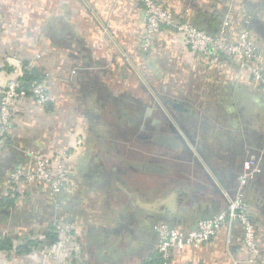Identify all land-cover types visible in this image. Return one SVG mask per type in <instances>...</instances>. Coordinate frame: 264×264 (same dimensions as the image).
Here are the masks:
<instances>
[{
	"label": "crops",
	"instance_id": "obj_1",
	"mask_svg": "<svg viewBox=\"0 0 264 264\" xmlns=\"http://www.w3.org/2000/svg\"><path fill=\"white\" fill-rule=\"evenodd\" d=\"M162 1L176 22L210 34L225 29L230 40L246 32L264 56V0ZM143 33L135 0H0V61L34 60L51 101L23 100L0 145V264H261L248 262L238 222L201 246L174 250L166 263L154 230H186L224 210L250 161L258 171L244 199L264 261V85L222 57L200 60L173 32L143 56ZM146 71L158 88L134 85ZM137 107L165 132L147 145L152 152L133 153L131 134L117 131L127 126L117 111ZM101 119L108 128H96ZM71 148L58 196L33 184L7 202L6 177L32 168L30 150ZM58 219L75 225L74 253L57 232L49 238Z\"/></svg>",
	"mask_w": 264,
	"mask_h": 264
},
{
	"label": "built area",
	"instance_id": "obj_2",
	"mask_svg": "<svg viewBox=\"0 0 264 264\" xmlns=\"http://www.w3.org/2000/svg\"><path fill=\"white\" fill-rule=\"evenodd\" d=\"M135 1L142 7L144 22V35L140 43L142 50L151 48L158 36L170 31L180 35L185 48L200 60L206 61L209 58L217 60L219 57H225L247 71L255 82L264 85V56L255 40L250 38L246 32L230 40L225 29H221L216 34H210L189 22H176L162 0ZM38 56L39 54L35 55L36 58ZM6 63L11 68L10 72L0 65V145L5 142L6 135L12 128L16 109L23 100L30 98L39 105L50 100L49 89L45 81L34 82L29 90H25L20 85L24 74L21 61L7 58ZM34 65V60L27 64L28 67ZM80 144L81 140H77L76 145ZM73 150L74 148H71L51 154H45L38 149L30 150L28 155L32 161V168L16 167L6 177L9 196H14L22 187L33 184L43 185L53 195L58 193L67 181V163L73 158ZM254 163L250 161L251 166H247V169L239 175L233 197L221 212L197 220L193 227L186 230L164 223L155 224L157 249L163 263H166L174 250L181 251L187 247L201 246L214 238L222 227L238 222L242 228V245L248 254V262L264 264L260 258L255 225L244 199V187L258 171ZM75 230V225L71 221L59 222L55 227L62 242L71 247V253L77 251L74 239ZM64 250L67 251V248ZM44 256L53 260L57 258V255L50 252H46Z\"/></svg>",
	"mask_w": 264,
	"mask_h": 264
},
{
	"label": "flooded vegetation",
	"instance_id": "obj_3",
	"mask_svg": "<svg viewBox=\"0 0 264 264\" xmlns=\"http://www.w3.org/2000/svg\"><path fill=\"white\" fill-rule=\"evenodd\" d=\"M135 109H137L136 110V113L138 114L137 118L136 117L131 118L130 123L127 124V128H130L129 133L132 136L131 141H129L127 143V145H128L127 148H129L133 153H136L137 151H139L141 149H145V148L150 149L152 152V149L155 148V150H156L157 147H154L152 144L149 146H147V145L149 144V142L150 143L154 142L153 140L157 141V139H156L157 137H159V138L163 137L165 135V134H163L164 130L161 128L159 129L156 126L150 127L152 125L148 121V117L145 113L146 112L145 109L137 107V108H134L132 110H135ZM139 109H141V110H139ZM157 110H156V112H157ZM169 131L170 130H168V134L170 135L171 138H173V130L171 129V131L170 132ZM137 138H139V139L142 138V144L141 145L137 144ZM120 155L123 157H126V152L125 153L122 152ZM233 193H234V191H233Z\"/></svg>",
	"mask_w": 264,
	"mask_h": 264
},
{
	"label": "trees",
	"instance_id": "obj_4",
	"mask_svg": "<svg viewBox=\"0 0 264 264\" xmlns=\"http://www.w3.org/2000/svg\"><path fill=\"white\" fill-rule=\"evenodd\" d=\"M166 6V4H165ZM167 7V6H166ZM170 32V31H168ZM167 33V32H166ZM143 35L144 33L142 34V38L141 40L143 39ZM162 36V35H161ZM160 38V36H158L155 41H154V44L151 46V48H149L148 50H142L141 47L140 48V52L143 56H151V54L153 53L154 51V46H155V43L156 41ZM141 43V41H140ZM7 51V50H6ZM8 54H5V58ZM222 59H226V60H229L225 57H222ZM213 60L212 58H209L207 59L206 61H211ZM231 61V60H229ZM28 60H22L21 63L23 65V68H24V74L21 78V88L25 89V90H29L31 85L34 83V82H39V81H45L46 82V85H47V81H46V76H45V73L42 71V69L36 64L34 65L33 67H28L27 64H28ZM233 62V61H232ZM234 63V62H233ZM0 65H2L6 70H8V72L11 71V68L10 66L6 63V60H1L0 61ZM251 77V76H250ZM252 79V78H251ZM253 80V79H252ZM258 83V82H257ZM260 84V83H259ZM262 85V84H261ZM48 87V85H47ZM51 103L50 100H48L45 104L46 106ZM7 139H8V135H6V142H7ZM50 193V192H49ZM59 193V192H58ZM58 193L55 194V196L57 195L58 196ZM51 195H53L52 193H50ZM7 202H10L12 201L14 198L10 197L9 195H7ZM63 221H66V220H56V222L53 223V226H52V231L49 235V238H51L52 240H56V231H55V227H56V224L59 223V222H63ZM7 243L6 242H2L0 244V246H5Z\"/></svg>",
	"mask_w": 264,
	"mask_h": 264
},
{
	"label": "rangeland",
	"instance_id": "obj_5",
	"mask_svg": "<svg viewBox=\"0 0 264 264\" xmlns=\"http://www.w3.org/2000/svg\"><path fill=\"white\" fill-rule=\"evenodd\" d=\"M39 57V56H38ZM37 57V58H38ZM138 70V69H137ZM144 71L146 70V69H143ZM139 71V70H138ZM146 73L149 75V73L146 71ZM156 76H158L157 75V71H155V72H153ZM147 74H141V73H139V74H136L137 76H140L139 78H137L136 79V82H135V84L134 85H138V83H137V80L138 81H141V83L142 84H145V85H147V86H149V84H151L154 88H158V80H157V77H156V79H154L152 76H151V72H150V75L148 76ZM161 74V73H160ZM122 90V89H121ZM133 92V91H132ZM134 96H136L138 99H143V97H142V93L140 92V91H138L136 88H134ZM153 93V92H152ZM152 100H154L153 98H151ZM152 100H151V102H152ZM156 101H157V99H155ZM158 102V101H157ZM157 102H155V103H157ZM158 104V103H157ZM136 110L137 109H135V110H131V109H127V111H124V110H118L117 111V113L119 114V116L121 117L122 115H123V112L126 114V118H127V124H129L130 123V120H131V118H133V117H136L137 118V116H138V114L136 113ZM139 110H141V109H139ZM105 122H107L105 119H101V123H102V125H96V128L98 129H100V127H103V126H105V127H107L108 128V126H106V123ZM104 130H106V128H102V131H104ZM129 130H130V128H127V126H124V125H119V126H117V131H118V133H125L126 131L127 132H129ZM136 140V139H135ZM136 142V141H135ZM137 144L138 145H141L142 144V138H137ZM125 160V159H124ZM133 160H137V159H133ZM36 236L38 237V238H40L37 234H36Z\"/></svg>",
	"mask_w": 264,
	"mask_h": 264
},
{
	"label": "water",
	"instance_id": "obj_6",
	"mask_svg": "<svg viewBox=\"0 0 264 264\" xmlns=\"http://www.w3.org/2000/svg\"><path fill=\"white\" fill-rule=\"evenodd\" d=\"M20 85H21V83H20ZM164 117H165V114H164ZM173 138H176V139H177V137H173ZM177 140H178V139H177ZM178 141H179V140H178ZM232 197H233V192H231V193L229 194V198L232 199ZM227 203H229V201H228Z\"/></svg>",
	"mask_w": 264,
	"mask_h": 264
}]
</instances>
